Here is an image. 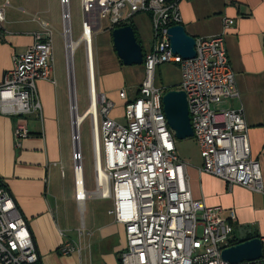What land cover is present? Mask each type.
<instances>
[{
	"label": "built area",
	"instance_id": "obj_1",
	"mask_svg": "<svg viewBox=\"0 0 264 264\" xmlns=\"http://www.w3.org/2000/svg\"><path fill=\"white\" fill-rule=\"evenodd\" d=\"M191 0H80L81 34L73 40L70 0H58L65 72L69 89L74 199L111 200L108 212L124 226L125 248L119 264H229L222 260L223 249L232 246L235 213L208 207L194 200L185 173L187 163L175 151V139L162 109L164 87L155 83L157 69L177 65V90L185 94L193 140L199 150V173L222 180L227 190L243 187L262 193L261 171L251 156L243 109L216 110L224 101L239 98L235 77L228 64L224 35L231 20L223 18L220 34L195 39V56L182 60L173 55L167 30L180 25L178 5ZM146 14L151 21V47L143 52V80L135 97L118 92L122 100L124 125L110 118L113 103L97 91L94 73L93 39L103 30L111 32L135 15ZM4 22L0 6V25ZM43 30L33 34L25 52L14 56L12 67L0 83V114L14 117L15 146L27 138L26 119H41L37 82L54 81L53 29L41 22ZM83 45L88 105L95 96L96 129L91 122L94 191L86 192L78 131L74 132L70 94L74 50ZM93 91H90V67ZM75 115L76 104L74 99ZM84 114V113H83ZM82 115V114H81ZM87 118V116H86ZM259 259L238 264H264V239L260 238ZM76 251L65 243L61 255ZM38 261L28 226L11 195L0 188V264H35Z\"/></svg>",
	"mask_w": 264,
	"mask_h": 264
},
{
	"label": "crops",
	"instance_id": "obj_2",
	"mask_svg": "<svg viewBox=\"0 0 264 264\" xmlns=\"http://www.w3.org/2000/svg\"><path fill=\"white\" fill-rule=\"evenodd\" d=\"M0 6L7 7L9 12L0 25L1 83L12 67L13 57L24 53L33 34L43 30L41 22L53 29V37L59 36L60 31L39 17L46 14L43 0H15L14 5L5 1ZM178 8L180 25L195 39L220 34L223 18L232 22L224 35V45L239 98L224 101L215 109H243L250 154L259 164L263 187L262 193L240 186L227 190L222 180L198 172L201 161L192 164L180 158L187 163L185 173L191 197L208 207H221L225 219L233 210L236 240L264 239V0H191L180 2ZM129 22L143 52L149 51L150 17L138 14ZM101 32L107 35L106 59L99 63L94 54L96 88L110 102L117 101L123 107L118 92L124 90L128 99L135 97L143 69L142 76L135 79L115 56L110 32ZM65 76V69L54 70V84L36 83L41 119L28 116V136L19 146H15L13 135L17 120L0 114V184L27 223L38 264H119L125 234L124 226L108 214L111 200L87 198L79 203L74 199L69 89ZM116 114H110L114 121ZM84 184L86 192L94 191L95 186L90 189L85 180ZM65 243L75 246L76 251L61 255L59 248Z\"/></svg>",
	"mask_w": 264,
	"mask_h": 264
},
{
	"label": "rangeland",
	"instance_id": "obj_3",
	"mask_svg": "<svg viewBox=\"0 0 264 264\" xmlns=\"http://www.w3.org/2000/svg\"><path fill=\"white\" fill-rule=\"evenodd\" d=\"M5 1H8L10 5H14L15 0H0V4H4ZM46 14L39 15L40 18L47 20L53 24L57 30H61V21H60V5L58 0H43ZM70 16H71V27H72V37L73 40H77L81 34V23H82V11L80 0H70L69 4ZM5 11V12H4ZM4 17L6 13V18L9 17L8 8H3ZM18 18V17H17ZM15 18V19H17ZM107 43V35L105 32H98L93 39V58L97 62L102 63L106 59L104 54V46ZM53 58H54V70L64 72L65 65L63 64L64 54L63 48L61 46L60 37L56 35L53 37ZM126 68V67H123ZM127 71L133 73L135 79H139L142 76V65L141 66H131L127 67ZM94 73H95V60H94ZM96 74V73H95ZM155 83L158 86H164L165 88H178V82L180 79L179 71L176 65L174 64H164L160 66L159 71H156L155 74ZM67 81V78L65 76ZM96 79V75H95ZM70 94L72 98V104H76V111L78 115H81L85 109L88 108V92H87V75H86V65H85V56L84 48L81 44L74 50L73 54V74L70 69ZM74 106V105H73ZM122 107V106H121ZM120 104L116 101L113 105V108L110 111H113L116 114L115 123L119 125H124L125 121L120 117ZM122 110V109H121ZM118 111V112H117ZM91 117L87 118L80 124L78 136H79V147L82 153L83 161L82 168L84 174V180L86 185L90 188H94L93 182V148H92V136H91ZM175 151L179 158L184 159L188 163H198L199 150L195 144L193 138L185 139L182 141H175L174 143ZM59 173V171H57ZM68 175V173H67ZM69 178V176H68ZM67 178V179H68Z\"/></svg>",
	"mask_w": 264,
	"mask_h": 264
},
{
	"label": "water",
	"instance_id": "obj_4",
	"mask_svg": "<svg viewBox=\"0 0 264 264\" xmlns=\"http://www.w3.org/2000/svg\"><path fill=\"white\" fill-rule=\"evenodd\" d=\"M167 35L173 55L182 60L192 59L195 56V38L189 36L181 25L170 27ZM110 37L115 56L122 66L142 65L143 50L130 25L114 28L110 32ZM164 91L162 109L175 141L193 138L185 94L177 89L164 88ZM261 254L260 238L255 237L223 249L221 258L229 264H238L259 259Z\"/></svg>",
	"mask_w": 264,
	"mask_h": 264
},
{
	"label": "bare ground",
	"instance_id": "obj_5",
	"mask_svg": "<svg viewBox=\"0 0 264 264\" xmlns=\"http://www.w3.org/2000/svg\"><path fill=\"white\" fill-rule=\"evenodd\" d=\"M89 89L94 94V91H93V70H92V66L90 67V87H89ZM86 116H90L91 117V119L94 122V127L96 129L97 115H96L95 96L94 95L92 97V101H90V104H89L88 108L85 110L84 114L76 116L75 115V108L73 106V123H74L73 126H74L75 135H76V131H77L78 127L80 126V124L86 119Z\"/></svg>",
	"mask_w": 264,
	"mask_h": 264
},
{
	"label": "trees",
	"instance_id": "obj_6",
	"mask_svg": "<svg viewBox=\"0 0 264 264\" xmlns=\"http://www.w3.org/2000/svg\"><path fill=\"white\" fill-rule=\"evenodd\" d=\"M125 25H130L132 28H133V26H132V24H131V22H128L127 24H125ZM133 30H134V28H133ZM135 31V30H134ZM135 33V32H134ZM0 188H3L2 187V185L0 184ZM240 241L239 240H236L235 238L231 241V245H235V244H237V243H239ZM35 264H38V261H37V263H35Z\"/></svg>",
	"mask_w": 264,
	"mask_h": 264
}]
</instances>
